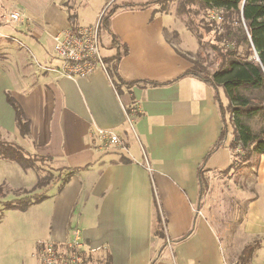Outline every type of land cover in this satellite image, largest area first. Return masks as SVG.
<instances>
[{"label": "crops", "instance_id": "0c3cea01", "mask_svg": "<svg viewBox=\"0 0 264 264\" xmlns=\"http://www.w3.org/2000/svg\"><path fill=\"white\" fill-rule=\"evenodd\" d=\"M120 1L134 6L117 10L110 30L127 49L118 74L131 86L114 85L100 69L76 81L46 70L59 65L52 37L81 26L78 16L70 22L68 7L75 15L82 0H0L3 8L14 6L25 15L20 24L0 27L11 46L0 60V134L10 135L26 152L28 145L36 155L51 157L60 165L57 172L71 173L32 206L43 213L49 238L59 244L70 239L74 225L81 229L89 264H230L208 209L227 194L239 195L244 233L264 240V153L252 168L251 189L248 183L238 190L226 186L234 172L233 128L228 123V135L216 148L222 122L215 93L184 76L192 61L178 48L180 41L170 39L169 33L179 30L173 15L160 10L156 0H106L88 25ZM102 43L104 59L113 57L117 51L110 38L104 36ZM218 94L226 107L220 87ZM8 97L28 122L25 137ZM98 129L113 131L123 146L103 148L94 136ZM0 164L9 166L0 168V185L21 189L36 182L20 165ZM242 170L247 180L248 170ZM200 175L208 181L202 197Z\"/></svg>", "mask_w": 264, "mask_h": 264}, {"label": "trees", "instance_id": "16d2710c", "mask_svg": "<svg viewBox=\"0 0 264 264\" xmlns=\"http://www.w3.org/2000/svg\"><path fill=\"white\" fill-rule=\"evenodd\" d=\"M168 1L171 0H156L154 2ZM186 1L191 4L194 0ZM195 2L205 10L218 9L223 12L224 23L222 27H224L225 38L229 37V29L233 22L244 25L245 31L241 33L239 38L228 39V41L223 35L218 36L220 42L224 41V39L226 41L219 48L218 58L220 64L211 74L198 62L192 61L191 69L184 76L196 78L214 90L222 122L221 133L216 148L223 145L228 135V122L225 117L228 108L233 120L230 148L233 152L236 147L241 146L244 151L242 155L233 152L235 163L233 162L230 168L232 169L234 165L238 168L240 166L252 168V155L264 153V130L261 134H254L249 125L243 121V118H250L260 113V111H264V0H195ZM150 4H153V2L148 3V5ZM133 6L134 4L124 1L113 3L102 14L100 20L99 36L101 46L103 47V37L108 36L112 41L111 45L117 51L113 57L104 59L107 72L113 80L114 85L120 83L131 86L133 83H125L118 74V64L121 57L127 53V49L120 44L117 37L111 32L110 19L117 10ZM68 12V18L73 23L75 15L72 13L71 8L69 10V7ZM234 18L235 20L233 21ZM240 46L243 47L242 54L238 52ZM139 82L137 81L136 83ZM142 82L144 85L158 86L153 82ZM219 87L222 88L228 101L227 107H224L219 99ZM254 93L257 94L256 97ZM7 99L14 109L20 135L25 137L28 131V122L24 118L20 107L9 97ZM209 156L206 155L203 163L207 161ZM0 160L14 162L23 169H31L36 176V183L31 189L27 190L30 191L28 194L11 200L0 201V206L2 207L0 210L25 211L30 206L46 200L51 189L57 186V184V189H59L60 182L63 184L71 176V173L65 169L68 173H65L63 176H61V173L65 170H60L56 175H48L45 178L38 172L40 170V166L38 165L43 163V161L52 160L51 157L29 156L23 148L15 143H0ZM199 186V197H202L206 192L208 181L201 175ZM3 192V185H0V198L5 196V192ZM256 245V243L253 246L251 244L246 245L241 250L235 264H249L257 247Z\"/></svg>", "mask_w": 264, "mask_h": 264}, {"label": "rangeland", "instance_id": "374dc122", "mask_svg": "<svg viewBox=\"0 0 264 264\" xmlns=\"http://www.w3.org/2000/svg\"><path fill=\"white\" fill-rule=\"evenodd\" d=\"M105 2L106 0H82L81 3L84 4L83 7L81 6L75 13V16H78V18L76 17V22L78 21L81 26H87L90 24L94 20L97 10L103 7ZM156 3H158L157 6L160 7V10L172 14L177 21L179 27L178 33L175 35L169 33L170 39L177 40L178 42L180 41L179 44L181 45H178V48L184 52L188 59L193 62L196 61L202 65L209 74H211L220 64L218 54L222 43H225L228 39L239 38L241 33L245 31L242 23L238 24L237 22H233L229 29V37L225 38L224 27H222L224 21L220 26L209 22L207 20L208 10L199 6L195 0L192 1L191 4L187 3L186 0H171L168 2ZM219 12L223 15L222 11L219 10ZM234 20L235 18L233 21ZM178 34L180 35L179 38ZM220 35H223L226 40L224 39V41L220 42L218 40V36ZM2 37L0 36V60L4 58L5 51L11 47L9 45L10 43L6 42V38ZM238 52L240 54L243 53L242 46L239 47ZM32 66L37 68L36 64H32ZM254 95L255 97L257 96L256 93H254ZM225 117L226 120H228V123L233 125L232 116L228 108ZM243 121L249 125L254 134H261L264 130V111L262 110L260 113H257L250 118L244 117ZM8 141L15 143V139L11 138L10 135L2 136V134H0V143ZM25 147L27 148V154L29 156L36 155L31 146L26 145ZM243 152L241 146L234 149V153L238 155H242ZM256 158L257 155L254 154L251 157L253 169L255 168ZM38 166H40L38 172L45 178H47L48 175H56L58 173L57 169L60 167V165L54 161H43V163H40ZM7 167L9 166L0 164V168ZM244 168L248 170V175L246 176L247 180H243L242 177V169ZM252 168H247L246 166H240L238 168L234 165L232 167V170H234V172H232V179L230 181H225L226 186L238 190L241 185L244 184L246 187V183H248V188L251 189L252 182L254 181V172L252 171ZM23 170H25V173L29 174L34 181L35 175L33 170ZM34 184L29 188L13 189L12 185L4 183L2 185L5 196L0 198V201L24 196L30 192L27 190L31 189ZM245 194H248L246 196L250 197L249 192ZM238 197L239 195L227 194L219 206L209 208V213L207 214L212 215L218 223L216 225L221 232L220 234L223 236L222 245H224L226 250V261L230 264H235L241 249L247 244L253 246L256 243L257 247L249 264H264V240H253L244 233L242 212L245 205H243L242 202H239ZM0 209H2L1 206ZM43 219V213L35 206L29 207L25 211L0 210V264L38 263L39 258L36 250L38 241L47 239L52 240L49 238L50 235L46 230L45 224L42 223ZM32 254L34 255L32 256Z\"/></svg>", "mask_w": 264, "mask_h": 264}, {"label": "built area", "instance_id": "2783aa9c", "mask_svg": "<svg viewBox=\"0 0 264 264\" xmlns=\"http://www.w3.org/2000/svg\"><path fill=\"white\" fill-rule=\"evenodd\" d=\"M102 14L92 25L71 27L55 34L52 37V51L59 65L44 68L73 81L86 79L98 69L107 73L99 36ZM24 19L25 15L14 6L3 8L0 5L1 26H14ZM207 20L220 26L223 15L218 9H211L207 13ZM126 119L128 126L132 128L131 116ZM94 136L103 148L123 146L121 138L111 130L98 129ZM36 247L40 264H89L83 257L82 231L76 225L71 228L70 239L66 243L59 244L47 239L38 241Z\"/></svg>", "mask_w": 264, "mask_h": 264}]
</instances>
